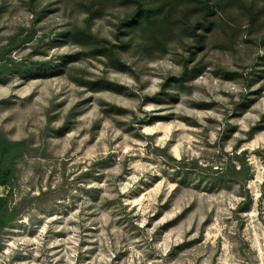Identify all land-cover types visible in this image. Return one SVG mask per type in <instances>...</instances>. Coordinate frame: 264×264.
<instances>
[{
	"label": "rangeland",
	"instance_id": "obj_1",
	"mask_svg": "<svg viewBox=\"0 0 264 264\" xmlns=\"http://www.w3.org/2000/svg\"><path fill=\"white\" fill-rule=\"evenodd\" d=\"M252 2L201 48L171 33L163 54L118 38L131 7L107 3L90 23L89 0H0V135L26 143L0 264H264V0ZM188 61L200 73L179 81ZM245 160L248 176L234 174Z\"/></svg>",
	"mask_w": 264,
	"mask_h": 264
},
{
	"label": "trees",
	"instance_id": "obj_2",
	"mask_svg": "<svg viewBox=\"0 0 264 264\" xmlns=\"http://www.w3.org/2000/svg\"><path fill=\"white\" fill-rule=\"evenodd\" d=\"M89 2L86 5V11L89 15L87 21L90 23L103 14L107 3L134 8L133 13L119 23L118 38L122 40L123 36V40L130 37L142 40L140 42L146 47L145 50L158 46L157 48L164 54L169 52L167 36L176 31L184 37L191 38L196 43V48H201L206 34L217 28L219 16L227 9L240 4L241 0H89ZM251 4L253 2L249 5ZM246 5L243 8L248 11L253 23L256 17H253L252 6H248L247 3ZM81 33L80 29L73 31V40L87 44L79 39ZM91 37L88 34V38ZM122 46L125 47L124 44ZM189 66L190 61L184 64L185 70L179 81H185L187 77L196 78L200 73L197 68L190 69ZM25 147L24 141L10 140L0 135V233L18 217V207L10 206V198L16 177L15 161L24 153ZM233 155L240 158L237 153ZM232 171L234 174H242L246 177L250 173V166L245 160V163L237 170L235 166H232ZM1 188H5V194L1 193Z\"/></svg>",
	"mask_w": 264,
	"mask_h": 264
}]
</instances>
